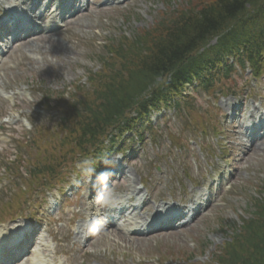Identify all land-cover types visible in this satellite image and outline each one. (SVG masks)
<instances>
[{"label": "trees", "instance_id": "16d2710c", "mask_svg": "<svg viewBox=\"0 0 264 264\" xmlns=\"http://www.w3.org/2000/svg\"><path fill=\"white\" fill-rule=\"evenodd\" d=\"M260 0H215L201 6L200 11L190 19L182 20L178 29V34L169 33L166 37L156 44L153 48L150 60L137 67L135 76L129 81H124L119 87L112 88L113 101L109 106L111 116L117 112L122 105L120 100H128L135 96L141 89L145 88L149 82H152L160 72L167 71L170 67L178 63L186 54L196 48L210 34L218 31L221 26L229 20L236 18L242 13L246 4L258 3ZM174 40V46L170 47L168 42ZM138 80V81H134ZM109 98L112 96L109 95ZM96 122L98 125L99 121ZM92 118L87 120L81 128V134L93 133ZM251 247L255 249L254 258L256 261L247 264H264V234L255 232L254 238H251Z\"/></svg>", "mask_w": 264, "mask_h": 264}, {"label": "rangeland", "instance_id": "374dc122", "mask_svg": "<svg viewBox=\"0 0 264 264\" xmlns=\"http://www.w3.org/2000/svg\"><path fill=\"white\" fill-rule=\"evenodd\" d=\"M153 12H158L161 9V2H156L153 4ZM120 20L118 23H121L122 18L124 21L126 20L125 15L119 16ZM155 19V17H154ZM150 21L146 20L144 24H141L140 27L146 26L149 24ZM181 26L178 25L176 29H180ZM175 34H178L176 31L174 32ZM65 39V38H64ZM69 40V38H68ZM168 45L170 47H173L174 40H170L168 42ZM56 53L60 52L59 50H55ZM41 56L35 57L36 60H26V64L28 67H25L27 71H22L21 74L15 75V78H22L25 80H42L44 82V85H46V88L51 89L53 91L56 90H61L64 85H69L72 82H74L77 77L81 74H83L84 70L83 69H77L78 67L75 66L74 64L82 65L81 62L78 61L77 56H70V59H73V62L71 65L67 63L66 60H61L57 59L55 54H52L51 51L48 49L42 50ZM38 59V60H37ZM89 66H91V63H88ZM64 69L61 71V69ZM61 71V73H60ZM60 73V74H59ZM248 110H251L250 108ZM218 152V148L216 147ZM245 150L242 149L241 151L238 152V160L243 158ZM245 165L244 168L245 170L242 172L237 171L236 168V174L239 173L240 177H238L234 183L236 184V187L234 189V196L229 198V203L224 204V201H221V208L222 212L221 213H214L217 217H223L224 220H229V221H235L237 219H240V217L244 216L246 213L244 212L250 202V200L260 191L261 189L264 188V157L260 159V157L256 160L255 158L251 157H246L245 158ZM230 168L232 170H235L234 168L236 167L235 163H229ZM244 192V198L242 197V194ZM230 205H239V206H234V212L231 211ZM213 215V213H210ZM210 223H206L203 220H200L196 224V231H200L204 227H208L213 224L212 219L209 220ZM198 234L196 237L193 239L195 240L198 238ZM172 236L166 237L161 246V251L164 253H167L169 256H173L176 258H181V257H186L189 255V252L191 249L184 248L187 245H182L180 243H174V247L171 246L172 244L170 243H165L166 241H172ZM193 245V244H192ZM191 245V246H192ZM190 247V246H189ZM154 252L153 254H155ZM152 254V255H153Z\"/></svg>", "mask_w": 264, "mask_h": 264}, {"label": "clouds", "instance_id": "9594fccd", "mask_svg": "<svg viewBox=\"0 0 264 264\" xmlns=\"http://www.w3.org/2000/svg\"><path fill=\"white\" fill-rule=\"evenodd\" d=\"M25 124H26V126H29V127L31 126V122H30V121H27V120H26V121H25Z\"/></svg>", "mask_w": 264, "mask_h": 264}, {"label": "bare ground", "instance_id": "6f19581e", "mask_svg": "<svg viewBox=\"0 0 264 264\" xmlns=\"http://www.w3.org/2000/svg\"><path fill=\"white\" fill-rule=\"evenodd\" d=\"M184 248H187V246H186V247H184Z\"/></svg>", "mask_w": 264, "mask_h": 264}]
</instances>
